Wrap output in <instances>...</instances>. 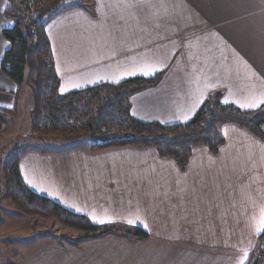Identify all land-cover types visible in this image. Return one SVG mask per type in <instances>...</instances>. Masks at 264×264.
<instances>
[{"label":"crops","instance_id":"crops-1","mask_svg":"<svg viewBox=\"0 0 264 264\" xmlns=\"http://www.w3.org/2000/svg\"><path fill=\"white\" fill-rule=\"evenodd\" d=\"M7 3L0 0V109L12 111L20 85L1 66L11 47L2 35L13 26ZM45 30L61 94L163 74L130 106L138 119L166 126L191 121L216 89L242 110L264 104V0H91L70 3ZM219 132L218 153L197 147L185 168L152 148L21 151L33 192L95 226L140 228L148 238L27 246L13 264H248L264 234V140L232 123ZM184 242L203 249L185 251Z\"/></svg>","mask_w":264,"mask_h":264},{"label":"trees","instance_id":"trees-1","mask_svg":"<svg viewBox=\"0 0 264 264\" xmlns=\"http://www.w3.org/2000/svg\"><path fill=\"white\" fill-rule=\"evenodd\" d=\"M8 0L4 16L13 21V26L2 31L4 38L11 44L2 59L3 72L18 85L30 84L34 89L35 109L34 131H49L63 139L85 137L90 140L94 153L114 148L134 147L140 149L154 148L160 155L171 158L178 166L184 167L190 161L196 145H204L212 153H218L225 143L224 138L215 128L218 124L231 121L247 129L260 139H264V104L252 111H244L236 106L221 104V96L212 94L196 116L184 124L161 125L135 120L131 115L130 98L138 92L159 84L163 74L152 79H132L117 85L104 84L83 91L71 92L59 96L60 79L55 70L54 56L50 40L45 30V23L64 8L47 18L35 19L33 14L40 11L47 0ZM66 8V7H65ZM33 12V13H31ZM33 24L29 27L28 24ZM106 100L109 102L102 104ZM106 105V107H105ZM96 107L98 111L93 112ZM13 110H1L0 120L4 123L6 116ZM125 115V123L114 124L113 131L98 122L102 115L111 127L110 119ZM101 115V116H100ZM5 124V123H4ZM124 128V129H123ZM107 129V130H106ZM102 130V131H101ZM122 130V131H120ZM128 131L130 134L121 135ZM56 136V135H55ZM84 139V138H82ZM7 172L11 176L15 189L23 194L29 205L52 208L54 214L65 217V223L84 233L82 240L97 239L113 231L109 227L95 226L87 217L75 214L53 200L39 195L29 189L20 173V150L12 153L8 160ZM138 237L148 238L140 228L128 230ZM264 239V234L261 236ZM260 257H264L261 251ZM259 264L251 256L248 264Z\"/></svg>","mask_w":264,"mask_h":264},{"label":"rangeland","instance_id":"rangeland-1","mask_svg":"<svg viewBox=\"0 0 264 264\" xmlns=\"http://www.w3.org/2000/svg\"><path fill=\"white\" fill-rule=\"evenodd\" d=\"M33 1L34 3L32 4L36 3V5L34 6L36 7L37 2L36 0ZM47 1L48 2H45L43 6L38 5V7H43V8H40V11H35V13L33 14L34 20L47 18V17L50 18V16L56 13V11L60 10L61 8L67 7L68 5H70V3L88 4L91 2V0H47ZM28 25L29 27H33L32 23ZM177 67L179 68V71L177 73L185 69L184 66H177ZM215 93L221 96L220 98L221 104L227 106L226 102L230 101L228 95L227 94L225 95L224 91L216 89L211 91L209 97ZM60 95L63 96L67 94H61L59 91V96ZM35 96L36 93L30 84H27L26 82L21 84L18 94V104L16 108H14L13 112L9 113L6 116L4 122L5 123L4 129L0 131V264L21 263L22 261L25 260L27 255L24 254V252H21V249H24L27 246H29V248H33L32 250L37 252L51 245H57V246L61 245L62 247H64L65 245L76 246L79 245L81 242L85 241L82 240L84 233L80 230L67 226L65 223V217L59 213L54 214L52 208L29 205V203H27L24 200L23 194H21L20 191L15 189V186L12 184L11 176H9L7 172L6 167L7 164H9L8 160L10 159V157H12L13 152L19 150L20 152L28 149H38L42 152H63L68 149L76 148V150H78L77 152H82V151L83 152L87 151L90 153L92 152L90 150L91 149L90 140H88L85 137H73V139H70V141H68L67 139L58 137L57 133H55L56 135L55 136L49 131L48 132L49 134L47 136H44L43 133L46 132L40 133L34 131L35 129L34 127L35 125L33 124L34 114L32 111L35 109ZM208 98L206 99V101L208 100ZM101 103L102 104L106 103L107 105L109 104V102H106V100L104 99ZM129 104H130V100H129ZM232 105L236 106L233 102ZM98 110L99 109L96 107V109H94L93 112ZM244 111H248V110H244ZM130 113L135 120L144 122V120L142 121L137 117L133 116L132 112ZM120 115H121L120 117L116 115V118H112V120L110 119V123H111L110 128H108V121L103 119L105 115L102 116L100 115L101 118L99 119L98 122L101 125V129L104 130L103 127H107V129L114 132L116 128H112L113 125L125 121V115L124 114L123 115L120 114ZM145 123H156V122H145ZM229 123L236 124L239 127H241L237 123L227 121L223 124L221 123L218 124L217 126H215V128H217L219 131L222 125H226ZM245 130L248 131L247 129ZM120 133L122 136L130 134V132L128 131H124ZM197 147H205L208 149V147L204 145H196L193 148L192 154L194 152V149ZM209 152L211 151L209 150ZM158 154L160 155L159 152ZM212 154H217V153H212ZM160 156L162 158L171 159L162 155ZM186 166L184 167L179 166V167L185 168ZM105 227L108 226H104V228ZM109 228L113 229V231H111L110 234V236L112 237L120 236V237H125L126 239H130V241H132L134 240L133 239L134 236H136L134 233L128 232V230H131V228H133L130 226L112 225L109 226ZM108 235L109 234L105 236ZM178 244H179L178 247L180 249H185V251L203 249L197 246L195 242L192 243L184 242ZM261 251L262 248L260 245L257 251L252 255L255 258V261H260ZM192 253L195 252L192 251ZM199 255H200V251H199ZM185 264H192V262H189V260H187Z\"/></svg>","mask_w":264,"mask_h":264},{"label":"snow or ice","instance_id":"snow-or-ice-1","mask_svg":"<svg viewBox=\"0 0 264 264\" xmlns=\"http://www.w3.org/2000/svg\"><path fill=\"white\" fill-rule=\"evenodd\" d=\"M4 27H10V25H4ZM145 74H149V73H145ZM262 103H264V101H262ZM261 231H264V226L261 227Z\"/></svg>","mask_w":264,"mask_h":264},{"label":"water","instance_id":"water-1","mask_svg":"<svg viewBox=\"0 0 264 264\" xmlns=\"http://www.w3.org/2000/svg\"><path fill=\"white\" fill-rule=\"evenodd\" d=\"M261 248H262V250L264 251V239H263L262 242H261Z\"/></svg>","mask_w":264,"mask_h":264}]
</instances>
